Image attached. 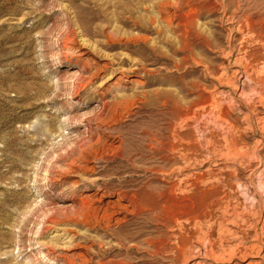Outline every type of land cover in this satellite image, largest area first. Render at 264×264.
Wrapping results in <instances>:
<instances>
[{
  "label": "rangeland",
  "instance_id": "obj_1",
  "mask_svg": "<svg viewBox=\"0 0 264 264\" xmlns=\"http://www.w3.org/2000/svg\"><path fill=\"white\" fill-rule=\"evenodd\" d=\"M68 263L264 264V0H0V264Z\"/></svg>",
  "mask_w": 264,
  "mask_h": 264
},
{
  "label": "bare ground",
  "instance_id": "obj_2",
  "mask_svg": "<svg viewBox=\"0 0 264 264\" xmlns=\"http://www.w3.org/2000/svg\"><path fill=\"white\" fill-rule=\"evenodd\" d=\"M230 5L228 4L227 5V9H225L226 10V13H228L229 12V9H230ZM235 14H237L236 12H233L232 13V16L231 17H228L227 19L228 20H231V21H233V22H238V20L236 19L235 20ZM185 31V30H184ZM202 42L203 43H206V44H208V46H211V48H214V49H219V48H222V46H221V42H220V39H219V37H218V35L217 34H215V33H213V34H211L208 38H204L203 40H202ZM221 46V47H220ZM230 48V47H229ZM233 48V50L235 49V46L234 47H232ZM231 49V48H230ZM208 50V49H207ZM232 50V49H231ZM209 51V50H208ZM204 52H206V51H204ZM212 53V52H211ZM248 66V65H247ZM242 69V71H243V75L245 76V80H247L248 79V69H247V67H242L241 68ZM83 72H85L84 71V68H83ZM211 73L212 74H218V70L216 69V68H212V70H211ZM234 78V77H233ZM82 80H85L83 77H82ZM214 81L218 84L217 86H218V88H226V86H225V84H227V85H230L231 86V88L233 87L234 89H233V91H238V88L237 87H235V85L232 83V82H230V79H228L227 77H225V76H222V75H217L215 78H214ZM135 83V81L134 80H131V81H129V84H134ZM222 83H225V84H222ZM90 84V82H88V85ZM222 84V85H221ZM111 89L113 88V87H110ZM243 88L241 89V91H240V95L242 94V92H243ZM255 91V90H254ZM255 93V92H254ZM243 94H244V92H243ZM258 94V93H257ZM165 98V97H164ZM260 100V99H259ZM260 103H262L261 101H260ZM106 106V104L104 103L103 104V107H105ZM164 108H165V106H164ZM226 110V109H225ZM224 110V111H225ZM222 111L223 110H221L220 108H218L217 109V113H218V115L219 116H222L221 114H223L222 113ZM226 115L228 114V111H225L224 112ZM219 119H221V118H219ZM196 120V119H195ZM262 134V133H261ZM182 135V134H181ZM184 135V134H183ZM182 135V136H183ZM186 135V134H185ZM263 135V134H262ZM119 137V136H118ZM118 137H115L114 139H117ZM154 138L155 137H152L151 138V140H154ZM119 139V138H118ZM92 140V136L90 135V136H88L86 139H83L78 145H77V148L78 149H81L82 148V151H83V147H85L90 141ZM130 141H131V143L132 144H134V143H136V140H133V139H129ZM128 140V141H129ZM174 141V140H173ZM125 142V141H124ZM124 142H122V143H124ZM130 143V144H131ZM137 146H138V144H137ZM151 147V146H150ZM133 149L129 152H127L125 155L127 156V158H128V160H130V159H132L133 158V156H135V155H139V152H140V149L139 148H136V146H134V147H132ZM190 148V147H189ZM193 149V148H192ZM174 150V149H173ZM177 151V150H176ZM75 153V151L73 150V149H70L69 150V153L67 154V158H69V157H71L72 156V154H74ZM190 156V155H189ZM220 157H218V159H219ZM189 159V158H188ZM139 160V159H138ZM141 160V159H140ZM174 160V159H173ZM187 160V159H186ZM209 160V159H208ZM183 161V160H182ZM185 161V160H184ZM191 161V159H189L186 163H187V165H189L190 163H193V162H190ZM189 162V163H188ZM182 163V162H181ZM263 179V178H262ZM260 184V183H259ZM250 188V187H249ZM122 193V192H121ZM127 194V193H126ZM133 194H131V196H132ZM141 196V195H140ZM138 197V196H137ZM132 202H137L136 200V195L134 196H132ZM140 199V198H139ZM81 201V200H80ZM151 201V200H150ZM131 202V203H132ZM130 203V202H129ZM140 203V202H139ZM135 205V204H134ZM136 205H138V204H136ZM135 205V206H136ZM144 205V204H143ZM142 205V206H143ZM85 204L83 203V201H81V205H74L73 207H72V209H70V213H72V214H76V213H78L79 211H81V210H83L85 207ZM146 206V205H145ZM140 208V207H139ZM137 209V208H136ZM94 211V210H93ZM66 213V212H65ZM250 215V214H249ZM54 218V217H53ZM55 219V218H54ZM54 219H50L49 220V222L50 223H55V220ZM241 225V224H240ZM137 235H139V233L137 234ZM183 244V243H182ZM177 249V248H176ZM251 249V248H250ZM182 253V252H181ZM232 256H234V255H232ZM40 257H46L45 255H40ZM39 257V258H40ZM65 258V257H64ZM66 259V258H65ZM69 264V263H68Z\"/></svg>",
  "mask_w": 264,
  "mask_h": 264
}]
</instances>
